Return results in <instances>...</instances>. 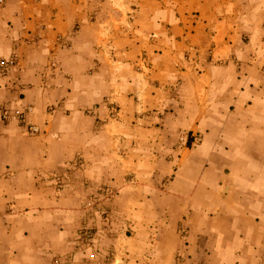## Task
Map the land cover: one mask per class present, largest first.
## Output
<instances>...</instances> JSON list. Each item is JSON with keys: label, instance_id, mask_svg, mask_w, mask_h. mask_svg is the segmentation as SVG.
I'll return each mask as SVG.
<instances>
[{"label": "crops", "instance_id": "crops-1", "mask_svg": "<svg viewBox=\"0 0 264 264\" xmlns=\"http://www.w3.org/2000/svg\"><path fill=\"white\" fill-rule=\"evenodd\" d=\"M13 56L0 264H264V0H0Z\"/></svg>", "mask_w": 264, "mask_h": 264}, {"label": "built area", "instance_id": "built-area-1", "mask_svg": "<svg viewBox=\"0 0 264 264\" xmlns=\"http://www.w3.org/2000/svg\"><path fill=\"white\" fill-rule=\"evenodd\" d=\"M18 65L16 56L11 57L10 59H1L0 60V75L8 76L13 69H15ZM1 117L4 121H19L20 123L26 124L27 118L29 116L30 110H9V109H0ZM30 132L32 134H38L39 129L30 125ZM113 192L110 190L104 191V197L107 202L112 199ZM97 204L92 201L88 205H86V217L84 219V224L77 235L76 247L77 251L83 252L85 250L92 249V246L95 244L97 239L96 227L93 225V217L100 218L103 220L104 224H109L111 213L107 208H102L96 214H93L94 208ZM185 232V231H182ZM96 259V254H90L91 261ZM74 259L70 257L66 260H57L54 264H73Z\"/></svg>", "mask_w": 264, "mask_h": 264}, {"label": "rangeland", "instance_id": "rangeland-1", "mask_svg": "<svg viewBox=\"0 0 264 264\" xmlns=\"http://www.w3.org/2000/svg\"><path fill=\"white\" fill-rule=\"evenodd\" d=\"M107 190H109L108 188L107 189H102L100 192H99V194H98V196L95 198V199H92V201H94L96 204H97V206L94 208V211H93V214H96L97 212H99V210L100 209H102V208H107V209H109L110 210V213H111V217H110V221H111V218H112V215L114 214V212H115V205H114V196L116 195V192L115 191H113L114 193H113V196H112V199L109 201V202H107L106 200H105V197H104V191H107ZM83 224H84V221H83ZM83 224H82V226H83ZM107 223H105L104 224V222H103V220L102 219H100V218H95V217H93V225L96 227V232H97V235H98V233L101 231V230H108V228L111 226V223L109 222V224L108 225H106ZM82 228V227H81ZM80 228V229H81ZM80 231V230H79ZM182 231H185V229L184 228H182V230H181V232ZM183 235H184V237L186 236V232L185 233H183ZM97 240V239H96ZM76 247V246H75ZM76 250H77V247H76ZM85 251H88V250H85ZM81 253V252H80ZM92 253H94V254H96V259L94 260V261H91V260H89L90 259V254H92ZM98 253L99 252H96V251H93V252H88V261L89 262H96V260L98 259ZM110 257V256H109ZM73 259H74V256L72 257ZM183 259V257L182 256H180V258H179V264H184L185 262L182 260Z\"/></svg>", "mask_w": 264, "mask_h": 264}]
</instances>
